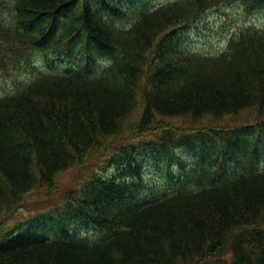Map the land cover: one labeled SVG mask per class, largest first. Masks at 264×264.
<instances>
[{
	"label": "trees",
	"instance_id": "trees-1",
	"mask_svg": "<svg viewBox=\"0 0 264 264\" xmlns=\"http://www.w3.org/2000/svg\"><path fill=\"white\" fill-rule=\"evenodd\" d=\"M225 1L0 0V76L19 73L0 96V264H264V21L219 52L186 45ZM89 156L62 207L8 224ZM142 158L178 190L156 197Z\"/></svg>",
	"mask_w": 264,
	"mask_h": 264
},
{
	"label": "rangeland",
	"instance_id": "rangeland-1",
	"mask_svg": "<svg viewBox=\"0 0 264 264\" xmlns=\"http://www.w3.org/2000/svg\"><path fill=\"white\" fill-rule=\"evenodd\" d=\"M169 1L172 0H116L123 8H131L134 11L152 9ZM263 21L264 14L256 13V11L248 13L246 8L237 0H227L222 5L211 9L196 23L187 28L185 31V35L188 37L186 45L190 49L202 53L219 52L226 47L229 37L240 28L247 25H262ZM13 69L14 67L10 63L7 70L12 71ZM26 73L28 72L23 68L19 79ZM18 76L19 73L14 78L7 76L2 78L0 76V96L13 89L14 83L18 81L16 80ZM256 120V115L253 112L246 111L236 116L226 117L222 123L240 126L254 123ZM181 155L191 161V156L188 153H181ZM93 159L94 157L89 156L85 166H78L59 174L53 186L39 188L27 194L21 203L22 205L16 209L13 219L9 220L8 224L12 225L62 207L68 192L80 189L90 172L95 168ZM142 159H144L146 171L145 182L150 186L152 193L156 197L163 195L167 191L174 193L178 190V185L175 182L165 179L163 167L160 164L148 158ZM261 168H264V164H262ZM178 172L179 168L174 169L173 173L175 176L173 177H176ZM113 174L114 170H111L108 172V177ZM81 232L92 237L91 239H95L98 236V232L95 230L82 229Z\"/></svg>",
	"mask_w": 264,
	"mask_h": 264
}]
</instances>
